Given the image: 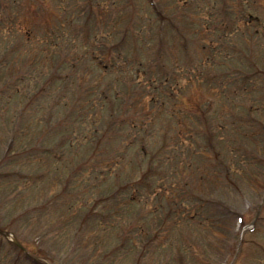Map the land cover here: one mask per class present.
Wrapping results in <instances>:
<instances>
[{
  "label": "rangeland",
  "instance_id": "obj_1",
  "mask_svg": "<svg viewBox=\"0 0 264 264\" xmlns=\"http://www.w3.org/2000/svg\"><path fill=\"white\" fill-rule=\"evenodd\" d=\"M69 1H72L70 6H67L66 2L62 0H0V44L9 43L6 46L11 49L18 43L17 52L14 54L19 56L17 58L18 65L12 64L11 67H8L5 75L8 79H12L17 73H27L22 85H19V90H26L23 96H17L18 92L15 89L13 94L7 95L8 100L6 102L0 98V264H264V130L261 129L264 127V111L261 115L255 112V118L258 121L252 127L255 133L250 134L248 128H243V134H240L237 127L235 129L231 127L232 116H229L231 112L228 109L230 100L223 96L221 84L214 83L210 88L204 80H199L198 83L193 84L192 81L183 80L182 84H185V87L183 92L178 95L187 94L185 100L189 104V108L192 109L190 112L194 116L187 115V111L182 114L174 113V108L178 107L179 104L170 103V107L165 111L162 110V116L156 118V113L161 107L159 103L167 102L168 99L159 100L162 97L159 92L152 91L146 86L143 88L140 83L130 89L122 85L120 78L116 77L122 76L123 73L127 76L138 74L135 71L137 67L129 63L136 58V55H131L134 47L123 46L122 52L120 49L122 46H119L120 43H116L120 38L119 35L125 29L131 12L127 10L119 15L117 10L111 9V4L108 5L109 0H98V3L103 2L97 8L98 11L90 28L91 32L85 31L86 35H90L81 39L74 31L76 29L71 28L73 32L69 30L64 19L76 16L81 19L88 11L96 8L97 0ZM173 1L169 0L164 5L165 12L177 16L181 12L182 17L177 24L179 28L182 31L196 33L198 38L206 37L202 40L208 41L210 35L208 28L214 24L213 17L208 12L210 4L207 5L202 0H188L186 4H179L181 8H177ZM249 2L254 5L243 4V6L253 12L254 21L251 22L246 17L245 8L244 12L243 10L240 11L243 14H235L232 17L233 22L238 19L236 27L239 25L242 27L239 31L241 37L248 36V40L245 39L240 43L236 42L233 36L234 43L239 49H242L240 47L242 45L246 51L250 42L251 46L260 47L264 45V0H249ZM215 4L217 10L223 2L219 1ZM107 6L109 10L106 8ZM227 6L228 3H226ZM143 10L145 11V9ZM139 16V21L134 26L136 30L138 29L139 37H144L140 41L139 56L148 60L153 57L155 51L156 41H154L155 39L152 40L151 36H154V29L157 25L155 26L153 23L151 26V24L148 25L141 20L142 18L146 19L148 14L145 16V13L140 12ZM14 27L16 34H14V40H10L12 35L10 31L14 30ZM256 30L259 31L258 34ZM146 33L150 36H147ZM103 35L106 37L104 38ZM117 35L119 38H116ZM146 36L151 37V39ZM97 37H99V45L96 44ZM113 39L116 40L111 43ZM214 39L216 40V38ZM52 43V48H49ZM228 43L230 44V42ZM32 45H36V48L31 47ZM261 49L260 54L263 52L262 55L257 51L259 65L256 61V55L254 56L256 62H249L248 57L247 60L246 58L242 59L241 53L240 57L232 56L231 46H227L224 51L222 48H215L209 51V54L201 52L198 56V63L202 64L208 56L210 57L207 61L210 62L212 58H217V60L226 58L227 67L218 69L219 71L225 72L232 68L235 74H240L243 68L248 72L253 69H260L261 73H264V47ZM97 52L99 53L98 56H114L109 57L112 59L111 64L106 62L107 65H110H108L110 69H102L101 65L90 59V54L93 55ZM76 54L81 57L78 59L77 77L73 76L70 70L68 73L73 76L71 78L73 81L76 80L77 83L81 81L80 84L87 89V96L84 97L86 92L79 90L78 86L74 90H70L69 97L66 99L69 100L71 106H61L58 115L67 121L71 120L73 125L77 120L80 124L81 122L88 123L91 129L96 127L105 129L108 116L119 112L117 115L125 117V119L121 118L120 121L122 125L119 126L121 127V136L119 137L125 139L135 136L134 141H140L141 136L139 134L144 133L145 125L150 123L151 125H148L150 127L147 128H150L151 133L146 134L150 135L144 140L145 142L148 141L145 147L149 150L162 149V154H160L162 158L175 165L173 169L168 165L166 166L168 176L178 171V178H180L178 186L184 187V191L188 190L192 194L211 198L210 200L214 205L210 203L209 211L206 208L204 210L207 211L205 213L206 220H208V212L211 215L214 211L216 212L213 214L214 224L199 225L196 222H190L188 225H180L176 228L174 224H169L166 225V228L169 227V232L159 233L158 222L162 216L161 210L164 208L160 204L159 198L163 193L161 192V195L156 196L157 201L147 205H145L147 201H153V199L150 195L143 194L141 198L144 196L146 198L142 204L129 206L127 201L124 202L123 200V197L127 195L122 196L125 191L120 195L121 190L118 195L119 198L110 203H104L100 206L99 212L106 215L113 211L109 223L111 221L115 223L117 219H124L128 226L132 224L129 227L130 232L136 236L137 240L126 241L122 245L118 244L119 240L116 239L115 230L111 229L102 233L100 230L94 231L98 228L97 221L83 227L82 235L79 238L75 237L74 232L78 227L74 225L79 219L76 218V213L75 215L71 212V205H73L75 212L83 208L90 197L94 196L93 192L96 188L93 186L88 188L90 186L89 181L80 177L74 181L70 188L69 192L72 196L65 193V185L68 181L67 177H69V170H65V168L68 159L71 158L70 154L66 157L67 162L63 159L61 163L58 162L57 164L52 153H49L50 155L42 154L40 149L48 146L57 147L63 127L59 125L53 130L43 131L44 125L38 120L37 115L44 113L41 109L44 106L45 98L39 97L35 105H29L28 96L30 94L28 92L31 90L35 92L39 86L33 85L36 82L31 84L32 82H29L27 77L31 73L30 70L28 73L30 66L31 70L35 66L37 70L46 68V72L51 71L52 73L56 66L60 67L63 58L72 59ZM122 54L128 55L123 57L126 61L123 66L125 69L121 73H117L113 63L118 59L117 56ZM166 55L169 58L170 56L177 57L180 62H185L188 59L186 56H189L187 51L181 54L174 43H171ZM38 56L45 57L43 61H40ZM67 64L65 63L61 67ZM67 69L69 68H64V70ZM140 77L143 80L145 76L140 75ZM223 78L225 79V76ZM244 81L234 80L237 83L238 99L236 101L238 104H245L244 100L248 98L247 94L244 98V91H242L244 87L240 88L238 85H242ZM59 86L60 83L53 85L52 91L58 90ZM106 86H110V88L114 86V89L107 92ZM163 86L166 88L170 84L165 83ZM115 89H121L126 96L131 90L133 91L134 97L128 101L130 106L122 107L120 103L122 101L118 98L119 101L115 100L113 104L109 105L105 99V103L101 107L103 98L100 93L102 92L104 96L107 95V98H111L116 95ZM162 90L164 89L162 88ZM233 90L229 89V92L234 94ZM253 93L252 91L251 96ZM257 96L264 98V88L260 92L257 91ZM89 98L97 100L100 106L95 104V108L98 109L99 114L95 111L96 109H92L91 105L87 104L86 100L89 101ZM155 98L159 103L155 101ZM209 102L213 105H209L211 104ZM205 106L208 117H212V119L206 118L207 126H203L201 119H198L199 113H196L200 107L203 109ZM218 107L220 108L219 111H215L214 108L217 109ZM76 109H79L80 113ZM57 111L58 109H56L55 115H57ZM81 113L85 114L81 116ZM88 113L95 116H92L94 127L91 124L93 120L88 122L85 119ZM208 113H211L210 116ZM128 114H135L134 119L128 117ZM195 114L197 115L195 116ZM154 117L156 118L155 122L153 121L155 120ZM169 117H173L175 121H166ZM130 122L133 124L130 125ZM14 123H17L16 128L22 129L18 131V136L14 141L17 142V145L21 143L20 148L25 153L11 154L8 152L9 150L6 151L11 143L10 138L13 134V127L11 128V126ZM129 126H135L136 129L132 130ZM165 128H167V134L170 135V138L162 135ZM209 132L215 133V142L211 141L208 136ZM105 139H108L107 148H109L110 154L117 151L111 157L115 155L116 158L120 157L117 159L120 160L124 155L128 160L122 165V167H126L119 172L120 178L115 181L111 180L109 188L103 185L101 194L105 190L109 193L112 188L111 185L119 180L120 182L128 181V176L138 178L144 170L143 168L138 172L137 165L130 160L138 151L137 144H134V148L123 144V149L117 150L119 143L117 137L107 134ZM90 143L91 140L88 141L87 146H82L83 150L74 157L75 160H78L77 158L82 154L87 155L90 152ZM172 145L178 146L179 152L174 151L172 153V149L169 150L168 148ZM208 146H217L215 152L210 151ZM190 150L194 154L189 155ZM56 152L58 153V151ZM242 156L244 162L240 161ZM252 159L259 161L256 169L253 168ZM155 163H158V159ZM187 163L193 166L191 171L188 170ZM224 163L233 165L231 174H225ZM157 165L162 169L159 163ZM221 165L223 170H220ZM9 171L30 175L31 182L28 183L23 179L18 180L17 175L14 174L8 179L5 177V173H9ZM46 171L48 174L45 173ZM37 174L38 176H35ZM165 175L163 172L160 177L165 180ZM158 181L159 179L156 184ZM188 185L189 189H186ZM178 186L171 193V196H174L172 199L179 200L177 193L181 187ZM115 210H117V215H115ZM117 216L119 217L117 218ZM140 217L145 218L141 223L139 222ZM153 232L157 233L158 236L162 235L163 240L161 237L153 238L155 235ZM113 238L115 241L111 244ZM16 239L23 242L25 250H19L17 246L13 245V240ZM241 239L243 240L242 245L240 244ZM71 248L74 249L71 250Z\"/></svg>",
  "mask_w": 264,
  "mask_h": 264
},
{
  "label": "trees",
  "instance_id": "obj_2",
  "mask_svg": "<svg viewBox=\"0 0 264 264\" xmlns=\"http://www.w3.org/2000/svg\"><path fill=\"white\" fill-rule=\"evenodd\" d=\"M16 32V30H15V27H14V30L12 29L11 31H10V33L12 34L11 35V37H10V40H14V34H16L15 33ZM6 45H9V43H6V42H4V45H3V43L2 44H0V84L2 83V71L4 70H6V68H7V66H6V64H5V61H3V59L1 60V58H2V56L4 55L3 54V51L8 47V46H6ZM31 47H34V48H36V45H32ZM38 48V47H37ZM45 57V56H44ZM44 57H40V56H38V60H40V61H43V58ZM27 61V60H26ZM19 61H17V63H18ZM28 62H30V61H28ZM48 63H49V61H48ZM29 70H30V72L31 73H29ZM46 68H42L41 70H37V69H35V66L33 67V69L31 70V66L28 68V77H29V80L31 81H33L35 84L34 85H36L38 82H37V80L39 79V81H40V77H44V76H46ZM21 81H22V79H21ZM20 81V82H21ZM13 85V84H12ZM18 84H16V86H17ZM15 86V87H16ZM16 89H17V92H19V87L17 86L16 87ZM14 90H15V88H14ZM2 94L0 95V98L1 99H3L5 102H6V100H8V98H7V95H8V93H4V91H2L1 92ZM18 95H19V93H17ZM87 127H90V126H87ZM88 129V128H87ZM90 129V128H89ZM92 132H96V133H92L94 136L97 134V131L95 130V129H93L92 130ZM89 133H91V131L90 130H87V131H85L82 135H85V136H88V134ZM92 135V136H93ZM73 144L74 143H71L69 146L70 147H73ZM119 147H121V145H119ZM122 148V147H121ZM107 159L106 160H108V158H110V157H106ZM67 162V161H66ZM108 162H109V160H108ZM96 162H94V161H88L87 163H83L80 167L82 168V172H83V176H82V179L83 180H85V179H87V180H89V179H94V180H98L100 177L101 178H105V176H108L109 174H110V169L111 168H109V167H106V165L105 166H102V167H100V162H98L97 164H95ZM102 163V162H101ZM69 166H73V164L71 163V161H68L67 162V168L69 167ZM76 168H77V166H75L74 167V169H75V171H76ZM100 178V179H101ZM28 181V183H30L31 181L30 180H27ZM89 187H91L92 186V182L91 181H89ZM88 187V188H89ZM90 198H92V197H90ZM84 201H86V200H84ZM89 201H87V203H88ZM72 212H75V210L73 209V211Z\"/></svg>",
  "mask_w": 264,
  "mask_h": 264
}]
</instances>
